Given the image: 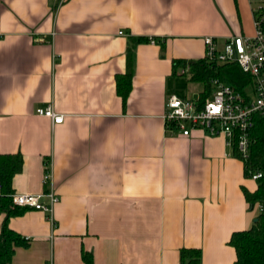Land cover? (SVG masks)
I'll return each instance as SVG.
<instances>
[{"label":"crops","instance_id":"0c3cea01","mask_svg":"<svg viewBox=\"0 0 264 264\" xmlns=\"http://www.w3.org/2000/svg\"><path fill=\"white\" fill-rule=\"evenodd\" d=\"M258 9L264 0H0V155L22 157L14 195L46 192L48 164L59 197L51 218L8 219L28 242L11 264H83L82 251L94 264H179L183 248L234 264L229 239L260 212L243 194L256 182L223 136L184 137L163 117L169 95L187 98L173 62L202 60L204 37L221 48L253 36ZM136 38L154 43L132 50L123 106L115 78ZM48 105L62 124L35 114Z\"/></svg>","mask_w":264,"mask_h":264},{"label":"built area","instance_id":"2783aa9c","mask_svg":"<svg viewBox=\"0 0 264 264\" xmlns=\"http://www.w3.org/2000/svg\"><path fill=\"white\" fill-rule=\"evenodd\" d=\"M254 35L232 36L226 39L221 48L212 37H204L203 59L214 66L235 64L243 74L251 79L244 91H236L228 84L212 79L210 94L201 102L197 98H179L171 94L165 101V129L190 136L194 130H203L209 136H223L226 147L232 155L242 163H247L254 144L252 132L255 118L264 120V11H254ZM123 35V33H119ZM154 43L153 40H150ZM189 72V68L181 70L180 75ZM35 114L44 117L52 126L60 125L64 116L56 113L51 105L37 108ZM172 126L174 130H172ZM43 184L48 186L46 192L38 195L13 194L14 208L31 209L52 216L59 197L51 183L50 166L45 165ZM263 173L248 171V179L256 182Z\"/></svg>","mask_w":264,"mask_h":264},{"label":"trees","instance_id":"16d2710c","mask_svg":"<svg viewBox=\"0 0 264 264\" xmlns=\"http://www.w3.org/2000/svg\"><path fill=\"white\" fill-rule=\"evenodd\" d=\"M153 38H136L130 40L127 50L126 72L115 78L116 91L125 106L127 97L131 91L133 76L132 50L140 43H148ZM173 67L184 69L189 72L183 77H188L189 83H196L201 86L199 99L201 102L210 94V81L218 79L236 91H244L251 79L243 74L235 64L214 66L204 59L199 61L182 62L174 61ZM172 130L174 127L172 126ZM254 144L251 146V154L247 163H243L244 175L248 178V171L262 172L263 177L256 181V190L252 193L243 189L246 202L250 207L260 205V212L251 228L246 231L234 232L229 239V246L235 251L234 264H264V120L256 117L252 132ZM237 157V155H235ZM23 160L20 154L0 155V214L4 220L0 229V264H11L16 248H26L28 242L20 235L8 228V219L22 213L21 208L12 206L13 195L12 179L22 170ZM83 264H94L93 255L86 251L81 252ZM179 264H201V251L194 248H183L179 251Z\"/></svg>","mask_w":264,"mask_h":264},{"label":"rangeland","instance_id":"374dc122","mask_svg":"<svg viewBox=\"0 0 264 264\" xmlns=\"http://www.w3.org/2000/svg\"><path fill=\"white\" fill-rule=\"evenodd\" d=\"M179 93L181 96L185 95L187 98H195L199 96L198 94L201 92V86L196 83H188L187 79L184 77H180L177 81Z\"/></svg>","mask_w":264,"mask_h":264},{"label":"water","instance_id":"95a60500","mask_svg":"<svg viewBox=\"0 0 264 264\" xmlns=\"http://www.w3.org/2000/svg\"><path fill=\"white\" fill-rule=\"evenodd\" d=\"M255 221H256V220H255ZM255 221H254V222H255Z\"/></svg>","mask_w":264,"mask_h":264}]
</instances>
